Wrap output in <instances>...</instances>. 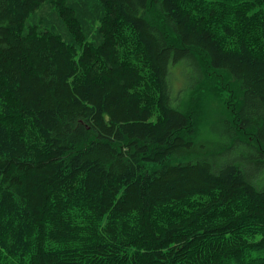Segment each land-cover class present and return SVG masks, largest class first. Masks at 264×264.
Listing matches in <instances>:
<instances>
[{"label":"trees","instance_id":"16d2710c","mask_svg":"<svg viewBox=\"0 0 264 264\" xmlns=\"http://www.w3.org/2000/svg\"><path fill=\"white\" fill-rule=\"evenodd\" d=\"M0 264H264V0H0Z\"/></svg>","mask_w":264,"mask_h":264},{"label":"rangeland","instance_id":"374dc122","mask_svg":"<svg viewBox=\"0 0 264 264\" xmlns=\"http://www.w3.org/2000/svg\"><path fill=\"white\" fill-rule=\"evenodd\" d=\"M173 66V65H172ZM198 77L197 73L194 72L192 66L179 62L174 65L170 72V83H171V96L174 102L185 101L187 98L185 91L187 93L188 87L193 84ZM225 81L228 83V88L234 90L235 98H237L236 88L232 83V79L229 77L225 78ZM187 88V89H186ZM228 92H215L208 94L204 97L202 107L199 111V130L204 133L207 123L211 120L222 119L229 116V111L225 107V100L227 99ZM189 99H187V105Z\"/></svg>","mask_w":264,"mask_h":264}]
</instances>
